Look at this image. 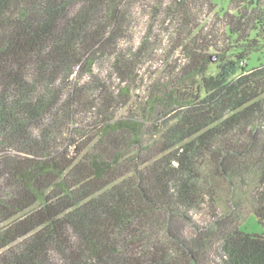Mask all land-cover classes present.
I'll return each mask as SVG.
<instances>
[{"label": "trees", "instance_id": "obj_1", "mask_svg": "<svg viewBox=\"0 0 264 264\" xmlns=\"http://www.w3.org/2000/svg\"><path fill=\"white\" fill-rule=\"evenodd\" d=\"M213 1L0 0V264H264V232L192 218L243 191L264 221V64L248 40L205 76ZM162 42L182 58L118 117Z\"/></svg>", "mask_w": 264, "mask_h": 264}, {"label": "rangeland", "instance_id": "obj_2", "mask_svg": "<svg viewBox=\"0 0 264 264\" xmlns=\"http://www.w3.org/2000/svg\"><path fill=\"white\" fill-rule=\"evenodd\" d=\"M200 1L203 3V0ZM199 6L198 3L193 12L196 17L195 22L204 29L206 42L211 45L207 54L213 58L205 76L215 75L222 59L233 60L234 57L238 56L241 52V45L248 40H255L259 46L248 54L246 68L251 69L264 64V0H237V3H232L231 0H214L202 7ZM149 14L150 10L147 8L138 12V16H136L128 33V36L132 37L133 40L139 37L141 28L147 21ZM163 42L158 45L154 55L149 57L145 61L146 63L139 68L136 83L130 91V101L118 111V117L139 114L147 102L149 86L161 78L164 72L168 71L166 64L169 65V70H172L173 66L171 65L176 67L174 59L182 58L178 51L173 53V47H167ZM100 62L94 67L97 71L106 68V63L102 60ZM241 65L239 64V66ZM239 66L231 78L241 74L242 71ZM112 83L116 86L117 80L113 78ZM253 207L254 204L242 191L237 192L232 199L228 195L222 196L217 205L215 216L210 205L204 203L192 212V218L199 227H204V236L215 230L216 225L214 223L216 221H219V225L224 227L238 225L242 232L260 235L264 232V221L260 223L255 217L252 211ZM183 229L187 235L192 232L189 226H184ZM215 245L214 243L205 250L204 264L218 262L213 248Z\"/></svg>", "mask_w": 264, "mask_h": 264}]
</instances>
